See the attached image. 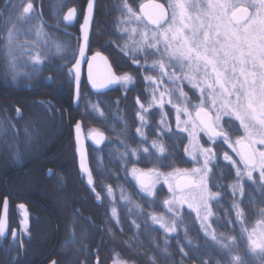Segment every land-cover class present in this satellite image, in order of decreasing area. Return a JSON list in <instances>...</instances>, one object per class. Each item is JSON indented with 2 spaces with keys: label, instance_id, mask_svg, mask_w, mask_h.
<instances>
[{
  "label": "trees",
  "instance_id": "obj_1",
  "mask_svg": "<svg viewBox=\"0 0 264 264\" xmlns=\"http://www.w3.org/2000/svg\"><path fill=\"white\" fill-rule=\"evenodd\" d=\"M86 1L31 0L33 11L25 14L30 18L17 21L15 16L22 13L29 0H0V37H6L7 29L15 24L20 29L16 42L25 45L13 53L17 57L15 70L6 66L5 49L0 48V207L3 198H9L11 173L22 172L29 157L45 155L46 162L28 169L24 178L17 179L15 188L18 196L41 202L49 219L47 228L40 233L36 251L42 250L43 242L45 249L36 264H46L53 258L57 264H96V261L97 264H264V252L259 248L254 250L249 241V234L254 229L256 235L252 236L253 240L264 232V214L261 213L264 209V189L260 187V180L253 175L254 183L245 175L237 183V168L241 172L244 170L239 155L222 138L213 143L203 130H200L198 144L190 147L191 159L186 168L188 177L192 181L198 180L199 176L193 175L191 170L203 168L204 154L201 149L211 148L215 157L209 161L207 183L208 191L217 193V196L208 200L207 208L201 205L200 218L187 205L173 203L176 216L152 201L140 205L136 187L128 177L124 185L134 201L121 203L117 195L110 199L100 190L99 172L93 168L95 187L101 192V203L98 204L76 170L75 156L74 209L78 210H74L73 215L55 204V190L44 173L47 168H53L58 160L63 164L69 163L72 126L80 120L85 134L90 131L108 132L101 99L89 98L100 112L91 110L86 107L88 96L82 90L79 105L73 108L74 76L73 73L69 75V69H72L76 57L79 44L77 27ZM126 2L137 14L138 0ZM124 3L125 0H96L90 34V48L106 54L117 71L130 66L128 60L132 59V48L135 46L132 43L135 33L122 31L136 27L135 17L130 21L126 18L128 13ZM13 5H18L20 11L13 14ZM73 8L76 9V21L68 25L64 17ZM10 15L14 18L6 23ZM37 30L41 32L39 37ZM126 43L127 49L124 48ZM57 45H60L61 51L57 50ZM125 51L129 53L127 58ZM37 54L41 57L40 64L31 59ZM132 69V74H137L135 68ZM13 74L16 75L15 80ZM27 75L31 76L27 83L32 91L41 92V95H31L28 100L19 95ZM17 108L21 115L17 114ZM229 119L232 129L225 123ZM221 125L229 132L230 140L236 147V139L241 136L239 126L230 117L223 118ZM17 150L18 158L14 155ZM93 152L88 146L89 158ZM225 153L232 158L231 161L224 159ZM232 161L236 162L235 166ZM133 165L127 163V171ZM174 165L175 169L182 168L183 162L175 161ZM112 170L118 171V165ZM117 179L108 178L106 186L113 189L118 184ZM194 191L190 190L192 194ZM161 195L158 192V197ZM234 203L239 204L243 213L239 219ZM153 215H163L170 227L175 221L178 225L176 231L165 232L159 223L153 222ZM205 215L206 221L203 219ZM258 222L261 223L258 225ZM213 232L217 240L228 245L227 248L212 239ZM0 264H10V257L0 254Z\"/></svg>",
  "mask_w": 264,
  "mask_h": 264
},
{
  "label": "snow or ice",
  "instance_id": "obj_2",
  "mask_svg": "<svg viewBox=\"0 0 264 264\" xmlns=\"http://www.w3.org/2000/svg\"><path fill=\"white\" fill-rule=\"evenodd\" d=\"M93 7V0H88V11L81 25L85 42L89 38L88 27L92 18ZM123 7L127 9L128 17L126 18L129 21L132 17H135L138 21L140 20V17L127 4L126 0ZM141 7L143 9V5ZM153 7L155 12L148 19L151 24L157 26V31L152 32L151 40H149L145 32L142 34L141 41H132L135 45L131 53L134 64L139 65L140 62L136 53L138 51L143 52L145 48L155 50L150 54L159 55L160 57L159 60H154L151 66V69L159 67L160 79L154 76H145L146 81L157 85L153 89L152 101L149 103L148 108H145L144 104L137 99L140 109L143 112H147L153 104L163 108L165 96L171 97L174 91L178 90L180 99L185 102V106L181 107L179 104L173 103L171 99L168 100V103L173 104L176 109L177 127L179 128L182 123L180 113L183 112L188 117V120L183 121V123L187 125L191 122L193 128H196L197 124L193 121L192 113L187 107V103H190V101L183 89L174 87L173 89L165 88L164 91L159 90V85L163 83L164 77H167L173 86L181 79L187 80L200 93V102L198 105H193V107L195 108V120L199 121L201 130L208 134L209 139L213 143L217 142V138H222L223 142L228 144L240 156V162L244 165V170L241 172L237 168V183L245 175L249 181L255 183L253 172L258 171L260 187L264 189V149L255 147L257 144L264 146V0H169L167 8L161 4H155ZM169 9L171 10L170 18ZM19 11L20 7L13 5V14ZM32 11L33 4L29 0L23 6L22 13L19 16H15V19L23 21L26 18H30L26 17L25 14ZM75 14L76 9H69L64 20H72ZM0 15H2V12H0ZM13 18L14 15H10L5 22L10 23ZM165 24L167 27H163ZM122 31L128 30L122 29ZM131 31L134 34L137 29L132 28ZM19 34L20 29L13 24L7 29L6 37H0L3 40L0 43V48L5 49L4 54L7 57L6 66L13 70L16 68L17 61V57L13 54L14 51L25 47V45L16 42ZM37 36H41L40 30H37ZM129 39L131 40V37ZM161 47H163V51H161ZM124 48H128L127 43ZM57 50L61 51L60 45H57ZM84 54L85 45L82 44L79 49V55L83 58ZM125 54L129 55L127 51H125ZM97 58L104 59L97 52L88 62L89 80L94 88L98 86L92 71L93 61ZM165 58L167 62H165ZM31 59L36 64L41 63L39 54L32 56ZM79 65L80 60L77 59L73 68L69 69V75L75 70L77 83L80 80ZM168 67H178L179 72L173 71L169 73L166 71ZM109 73L107 83H121L127 87L133 80V77L127 73L122 76H115L111 74L110 70ZM15 79L16 75L13 74V80ZM157 91L160 92L159 100H157L155 95ZM206 93L207 96L205 95ZM16 111L17 114L20 113L19 108ZM212 112L215 113L214 117L211 115ZM137 116L143 125L146 122L145 116L140 111L137 112ZM225 116L239 121L244 135L239 137L235 143L240 145L247 142L246 150L237 151L232 144L229 132L225 131V128L221 125V119ZM225 123L229 129H232L231 119L225 121ZM161 124H163V119ZM80 127V123L77 122V152L81 153V170L88 172L80 147ZM180 130L187 131V127ZM25 132L27 135V128ZM137 132L143 136L141 128H137ZM93 135L100 138L97 143H100V140L103 139V133L94 132ZM152 146L158 148L160 153L165 152L164 146L162 144L158 145L156 141H153ZM144 151L147 152L148 149ZM201 151L204 154L203 168L191 170V173L198 175L199 179L193 180L187 185L190 189L195 190L190 195V199L184 195L178 197L174 195V200L164 201L167 211L172 213L173 216L177 215L172 207L174 201L180 204L187 202L188 207L196 211L197 218H200L201 205L207 208L208 200L217 196V193L208 191L207 183L208 172L210 171L208 168L209 161L214 159L215 153H213L211 148H202ZM133 154H135V150H133ZM14 155L18 158L19 151L17 150ZM224 159L232 160L227 153L224 154ZM232 163L233 166L236 165L235 161H232ZM137 172L136 168L132 169L133 176H136ZM148 172L149 174L155 172L157 176L163 175V173H159L158 169H149ZM140 175L145 174L141 173ZM168 175L172 174L169 173ZM136 178L141 185V190L151 196L153 194L152 185L145 184L140 179V176H136ZM88 182L92 184L90 172H88ZM165 182H167V177H165ZM111 191V188H109V193ZM169 191H173L171 185H169ZM241 193H243V186H241ZM3 207L6 216L8 211L7 199H5ZM19 207L23 208L24 206L19 205ZM233 207L236 209L237 218L242 217L243 213L239 204L234 203ZM261 213L264 214V209H261ZM208 214L210 215L211 212L209 211ZM115 215L116 211L113 209V216ZM151 219L154 223H159L165 232H175L178 227L175 221L170 227L163 215L159 217L153 215ZM203 219L206 221L207 215ZM260 223L258 222V225ZM5 227V219L0 218V235L5 233ZM15 235L16 233L13 231V236L15 237ZM253 235H256L255 229L249 234V241L253 249L259 248L261 252H264V232H260L256 240L252 239ZM211 236L222 247H228L227 244H222V241L217 240L214 232L211 233ZM229 239L232 238L229 237ZM236 259L238 260L239 258L237 257ZM53 264H56V262L54 261Z\"/></svg>",
  "mask_w": 264,
  "mask_h": 264
},
{
  "label": "flooded vegetation",
  "instance_id": "obj_3",
  "mask_svg": "<svg viewBox=\"0 0 264 264\" xmlns=\"http://www.w3.org/2000/svg\"><path fill=\"white\" fill-rule=\"evenodd\" d=\"M150 1L158 2L164 5L165 8H167L169 3V0H138L137 15L140 17V20H136L135 28L137 29V31L135 32V41H141L142 34L145 32L147 33L149 40H151L152 32L157 31V27H152L148 23H146L141 13L139 12V8L144 3ZM30 13L26 15H29ZM170 13L171 10L169 9V18ZM82 20L77 27L78 39L80 38L79 27L82 24ZM75 21L76 14L74 22ZM163 27H167V25L165 24L163 25ZM127 30L132 29L127 28ZM154 51L155 50L153 49L147 48H145L143 52L138 51L136 55L140 62L139 65L134 64L133 60L131 59L128 60L130 66L123 67L121 71L116 70L110 58L105 54L109 59L116 76H122L127 73L133 77V80L130 84L127 85V87H125L121 83H118L116 87L110 88L103 93H94L89 89L85 74V65L83 67L80 85V96L81 91L84 90L86 96H88L87 102L91 105L94 104V102L91 101L92 99H101L104 107L103 114L105 127L108 131L106 133L102 132L105 134L106 140L101 147L96 148L93 147L89 142L87 143V149L89 146L94 150L92 157L89 158L88 156L90 171L94 179L93 187H88L85 183V179L78 172L84 184L89 188L93 200L98 204L101 203V192L95 187L96 180L93 175V168L94 170L99 172L98 178L100 190L110 199H114L117 195L121 199V203H131L132 201H134L131 194L126 191L124 185L126 182L125 179L128 177L129 173L126 169L127 163L134 164L133 167L138 170L136 176H141L140 174L144 173L145 175L142 176H146L148 177V179L142 181L148 182L150 185H152L151 190L153 194L149 196L147 192L141 190V186L139 185L136 176H133L135 178L133 180V183L136 187L138 196L137 198L138 200L140 199V205L152 201V203H158L165 207V200H174V195L186 196L191 190L185 189L182 191H176L175 189V185L180 179L188 177V171L186 167L187 163H189L191 159V141L189 134L190 129H188L187 126L189 123L187 125L183 123V121L188 120V117L185 116L183 112L180 113L182 123L178 128L176 121V109L173 107V104L168 103V100L171 99L173 103L179 104L181 107L185 106V102L180 99L179 91H174V94L171 97L167 95L165 96L163 108H160L157 104H153L147 112H143L140 109V105L137 104V99H139L140 102L144 104L145 108H148L149 103L152 101L153 89L157 87V85H153L151 84V82L146 81L145 76H154L157 79H160L159 67L157 66L156 68L151 69L153 61L160 59L159 55L150 54ZM161 51H163V47H161ZM96 52L100 51L92 50L89 46L88 55ZM124 56L125 58H127L128 55L124 54ZM165 62H167L166 58ZM132 67L135 68L134 70L137 72V74H132ZM166 71L169 73H172L173 71L179 72V68L168 67ZM73 76L75 87V75L73 74ZM30 78V75L24 77V86L21 89V94H19L23 97V99L26 100H28L31 95H41L40 91H32L30 84L27 83L28 79ZM174 87L176 89L182 88L183 91L187 94L188 100L190 101V103H187V107L193 114L194 118L195 108L193 107V105L199 104L200 94L192 89L191 84L187 80L181 79L177 81L175 86H173V84L168 80L167 77L163 78V83L159 85V90L164 91L165 88L173 89ZM155 95L157 100H159L160 92L157 91ZM13 97L14 96H12V98ZM97 111L100 112L98 108ZM138 111H140L141 114L145 116L146 122L143 125L141 124V121L137 116ZM18 115H21V113H19ZM162 119L163 124H161ZM73 126L72 150L69 158V163L63 164L61 160H58V162H55V166L53 168L46 169L44 177L51 184L53 190H55L57 198L55 200V204L59 208L62 207L63 209L72 212L74 215V210L77 211L78 209H74L75 148L73 140ZM185 127H187V131L180 130ZM137 128H141L143 136L137 132ZM94 132L98 131H93L91 133ZM91 133H84L85 137H87ZM153 141H156L158 145L162 144L165 148V152L160 153L158 151V148H154L152 146ZM145 149H148V151L145 152ZM133 150H135V154H133ZM46 159L47 157L45 155L31 156L23 165L22 172L11 173L9 198L4 197L2 200V205L0 207L1 215L4 201L5 199H7V223L5 233L3 235H0V254L9 256L10 264H36L37 260L40 259L44 253V242L42 245V250L40 249V251H36V249L38 248V242L40 241L41 231L47 228V225L49 224L46 210L44 209V206L43 204H41V202L33 200L30 197L18 196L16 193L17 190L15 188L18 178H24L28 169H30L33 165L46 162ZM175 161L183 162V167H178L175 169ZM116 165H118L119 170L113 171V166L115 167ZM75 167L77 170L76 157ZM149 169H158L159 173H163V175L157 176V173L155 172L149 174ZM169 173H171L172 175H168ZM111 177L118 178L117 182L119 184V194H116L114 192V189H111L112 191L110 195H108L110 187L108 185L106 186V181ZM165 177H167V182H165ZM169 185H171L173 191H169ZM158 192L162 194L161 197H158ZM44 199H46V201L50 204L46 197H44ZM19 205H23L24 207L20 208ZM13 231H15L16 233L15 237L13 236ZM56 234L58 236V233ZM60 237L61 236H59V240ZM60 246V241H58L57 248H59ZM54 261L56 262V259L53 258L46 264H51Z\"/></svg>",
  "mask_w": 264,
  "mask_h": 264
},
{
  "label": "water",
  "instance_id": "obj_4",
  "mask_svg": "<svg viewBox=\"0 0 264 264\" xmlns=\"http://www.w3.org/2000/svg\"><path fill=\"white\" fill-rule=\"evenodd\" d=\"M93 3H94V7H93V10H92V18H91V20L89 22V27H88V36H89V38H88L87 42H85V40L83 38V33L81 31V25L83 24L84 16L87 14V11H88V0H87L86 5H85L82 24L79 27V33H80V38L79 39H80V41H79V47H78V51H77L76 60L77 59L80 60V65H79L80 80H79V83H77V80H76V77H75V87H74V92H73V107L74 108H77L78 105H79V102H80V85H81V78H82L84 65H85V74H86V78H87V84L89 86V89L92 92H94V93H103V92L107 91L108 89L116 87L118 85V83H107V80H108L109 74H110L109 70L111 71V74H114L115 76H116V74H115L114 69H113L109 59L107 58V56L105 54L101 53V52H99L100 56L103 57L104 59L97 58L95 61H93V70H92L93 71V77H94V79L96 81V84L98 86L94 88L93 85H92V82L89 80L88 62L97 53L96 52V53H93L91 55H88L90 32H91L92 23H93V20H94V17H95L96 0H93ZM155 4H160V3L154 2V1H150V2H146V3L143 4V9H142V7L139 8V12L141 13V15L144 18V20L146 21V23H148L152 27H157V26L154 25V24H151L149 22L148 17L155 12V9L153 7ZM74 19H75V15L72 18V20L66 21V24H68V25L72 24L74 22ZM82 44L85 45V54H84L83 58H81L80 55H79V49H80V46ZM76 60H75V63H76ZM75 63H74V65H75ZM72 73L75 75V70H73ZM100 85H104V86H100ZM194 119H195V115H194ZM195 121L199 124L198 120H195ZM77 122H79L80 125H81V127H80V147H81V151L83 153L84 163H85V166H86L88 172L91 173L90 167H89L87 143L89 142L93 147H96V148L101 147L104 144L105 140H106V136L103 133V139L100 140V143H97V140L100 139V138L97 137V136H94L93 133H91L90 135L85 137L84 130H83V127H82V122L80 120H78ZM77 122L73 126V140H74V148H75L74 153H75V157H76L77 170L81 174V176L85 179L86 185L88 187H93V185H94L93 177H92V184H89V182H88V172H85V171L81 170V153L77 152V142H76V137H77L76 124H77ZM100 133H102V132H100ZM247 146H248L247 144H240V145H237L236 149H237V151L246 150ZM91 176H92V174H91ZM140 179L141 180H145V179H148V177L140 176ZM190 182H192V180L190 178H188V177L180 179L175 185L176 191H182V190H185V189H190L189 187H187V185H189ZM144 183L145 184H149L148 182H144ZM139 185H140V183H139ZM0 218L5 219V223H7V214L5 216L4 207L2 208ZM5 230H6V227H5ZM51 264H53V262ZM96 264H97V261H96Z\"/></svg>",
  "mask_w": 264,
  "mask_h": 264
},
{
  "label": "rangeland",
  "instance_id": "obj_5",
  "mask_svg": "<svg viewBox=\"0 0 264 264\" xmlns=\"http://www.w3.org/2000/svg\"><path fill=\"white\" fill-rule=\"evenodd\" d=\"M191 87H192V85H191ZM192 89L193 90H195L196 92H198V94H200L199 93V91L197 90V89H195V88H193L192 87ZM206 96H207V93L205 94ZM94 106H96L95 104H90V103H88L87 101H86V107H88L89 109H91V110H96L97 108L96 107H94ZM214 116H215V114H214ZM192 117H193V114H192ZM226 117V116H225ZM225 117H222V119H221V121L223 120V118H225ZM235 122H236V124L239 126V128H240V130H241V136H243L244 135V132H243V129L240 127V123H239V121L238 120H235L234 118H232ZM193 121L195 122V120H194V118H193ZM196 123V122H195ZM197 124V123H196ZM188 129H190V133H192V135H190V141H191V145L193 144V145H195V144H198V136H199V133H200V130H201V128L199 127V125L197 124V127L196 128H193V124L190 122L188 125ZM91 132H93V131H90L89 133H91ZM189 133V134H190ZM240 136V137H241ZM238 139V138H237ZM236 139V140H237ZM243 144H247V142H245V143H243ZM237 145V144H236ZM257 149H264V146H262V145H259V144H257L256 146H255ZM132 160H133V158H132ZM133 168H135V167H133ZM133 168H129L128 169V178H130V179H132V180H134L135 178L133 177V175H132V169ZM187 175H188V172H187ZM253 175H256L257 177H258V179H259V172L258 171H256V172H253ZM260 180V179H259ZM114 192L116 193V194H119V184H117L114 188ZM192 193L189 191V193L186 195L187 197H189V199H190V195H191ZM108 195H110V193L108 194ZM178 197V196H177ZM119 200L121 201V199L119 198ZM173 203H177V202H173ZM178 205H187V207H188V203L187 202H185V203H183V204H180V203H177ZM117 264H123V263H117Z\"/></svg>",
  "mask_w": 264,
  "mask_h": 264
}]
</instances>
